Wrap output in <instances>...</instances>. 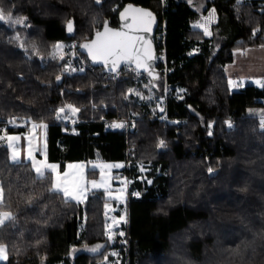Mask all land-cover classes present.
<instances>
[{"label": "trees", "instance_id": "trees-1", "mask_svg": "<svg viewBox=\"0 0 264 264\" xmlns=\"http://www.w3.org/2000/svg\"><path fill=\"white\" fill-rule=\"evenodd\" d=\"M198 1L0 0L14 17L27 18L25 25L0 21V124L13 116L43 121L49 162L62 170L70 162H122L130 192L139 193L129 194L125 234L112 244L103 190L83 203H64L48 191V180H36L29 162L14 164L0 143L3 210L15 216L0 225V243L8 246L3 264H105L112 248L121 259L115 264H264V128L258 114L248 113L264 108V88L232 90L225 72L235 50L264 45V1ZM128 3L156 12L158 33L164 25L166 73L157 68L147 80L125 74L115 82L102 67L68 73V56L51 58L53 45L89 39L106 19L118 26ZM211 8L217 22L206 37L192 20ZM17 33L29 51L19 47ZM166 84L183 93L167 98L160 118L156 104ZM137 90L154 97L140 98ZM67 104L80 109L79 121L66 123V111L57 117ZM118 117L131 120L128 132L111 127ZM128 144L136 154L130 167ZM91 175L99 169H87ZM97 244L104 247L88 250Z\"/></svg>", "mask_w": 264, "mask_h": 264}, {"label": "snow or ice", "instance_id": "snow-or-ice-1", "mask_svg": "<svg viewBox=\"0 0 264 264\" xmlns=\"http://www.w3.org/2000/svg\"><path fill=\"white\" fill-rule=\"evenodd\" d=\"M99 2V0H97ZM241 0H237V4H239ZM238 11V9H237ZM120 19L122 21H131L130 23H126L124 25L123 31L114 30L108 26V22L105 21L103 23V32L96 31L95 36L96 39L91 41L90 43H84L82 47L87 50L93 61H103L105 67H109L110 71H115L122 61L134 62L137 69H144L145 71L151 73L152 67L151 62L155 59L152 55V44L151 41H144L143 38L139 35L133 34L136 31L143 30L145 32L151 31V25L155 21V14L143 7H136L132 4H128L123 8V11L119 13ZM217 19L216 9H211L209 15L203 18V22L195 25L196 27L202 28L204 34L206 36H212L213 33L210 30V25L213 21ZM27 18L16 16L14 17L11 10H6L5 7L0 4V21H5L8 24L15 25H25ZM67 31L72 33L74 31V21H69L67 23ZM259 29H253V35ZM15 39L19 42V47L23 49L25 52L29 51L28 48L25 47L24 41L21 39L20 34L17 33ZM32 50L35 52L37 56L40 55L39 50L36 45L33 44ZM64 45L63 43H57L53 45V52L51 54L52 59L64 60ZM70 47L75 48L76 45H71ZM264 47V45H261ZM41 59H43L41 57ZM65 71H76V69H72L70 65L65 67ZM83 71V68L80 69ZM61 79L60 76H56V80L59 81ZM255 83L264 88V79H257ZM228 84L233 88H242L244 87L243 77L237 80H228ZM131 92V90H129ZM137 96L141 94L139 92L136 93ZM149 100L151 97L148 98ZM71 110L73 114H77L80 112L78 107H75L72 104H68L66 106ZM163 111V109H161ZM252 110H250L251 112ZM65 112V108L61 107L57 110V117L60 116L61 113ZM259 118H260V126L264 128V109L259 110ZM18 119L16 117L11 118L8 123H12L13 120ZM229 126H231V123ZM122 123L115 124V127H123ZM37 128H47V125L44 123H32L33 132ZM211 135V133H209ZM21 139L20 136L9 134L6 129L2 130L0 133V141H6L7 147L10 150V160L14 164H20L22 161V150L17 142ZM34 137L29 136L28 145L26 150L25 160L30 162L31 168L35 173V177L37 181H49L48 191L52 194L61 195L64 203L76 202L81 203L87 199V182L84 179V165L83 164H68V169H75V172L66 171L61 173L59 169V165L55 163H50L47 160L46 152L43 153L41 158H38L37 153L40 152V148L36 143L33 142ZM159 148H165L166 142L163 139H160L157 145ZM101 168V181L98 183L97 181H91V185L93 188H105L108 189V172L105 170H110L112 168L123 167L122 164H101L99 165ZM141 170L143 171V166H141ZM209 173L213 172L212 168L208 169ZM151 183V181H148ZM243 191V189H242ZM124 189L121 188L119 190V195L114 197L115 199L123 200L124 199ZM108 195L110 197L113 196L111 191H108ZM139 195V193H137ZM5 201V188L3 181L0 180V225H3L6 221H14L15 216L11 211L3 210V205ZM107 208L108 206L105 205ZM126 223L125 216H121L119 220L113 218V223ZM111 225L108 226V238L109 240L114 239V234L111 232ZM120 235L123 236L124 233L120 232ZM40 241H37V245H39ZM104 245L97 244L90 249L89 251L96 253ZM247 247V245H245ZM73 251H76L73 249ZM235 253L239 254V245L237 249L233 250ZM115 255V253H113ZM8 259V246L4 243H0V261H6ZM107 260V257H105Z\"/></svg>", "mask_w": 264, "mask_h": 264}, {"label": "crops", "instance_id": "crops-1", "mask_svg": "<svg viewBox=\"0 0 264 264\" xmlns=\"http://www.w3.org/2000/svg\"><path fill=\"white\" fill-rule=\"evenodd\" d=\"M198 2H202V0H199ZM201 6H202V3H201ZM211 9H213V8H211ZM211 9L206 14L201 15L198 18L193 19L192 20V26L196 29H201L203 31L202 28L196 27L195 25H198L199 23L203 22V18H205L209 15ZM216 16H217V13H216ZM216 22H217V19L215 21H213L211 23V25L209 26L211 31H212V26ZM206 37H210V36H206ZM225 72H226L228 78L232 79V80L239 81V79L241 77H243L244 86L249 84V83L256 84L255 80H257V79H264V47L258 46V47H250V48L235 50L233 52L232 60L229 61L225 65ZM242 88H235L234 90H240ZM35 122L46 124L43 121H40V122L35 121ZM47 129H48V126L46 129L45 128H37L33 132L32 124H31L28 132H17V133L10 132L9 133V134L18 135L21 137V139L17 142V144L20 146V148L22 150V161L27 162L25 160V156H26V150H27V145H28V138L30 135L34 137L33 142L36 143L38 145V147L40 148V152L37 153L38 158H41L43 156V153L46 152L47 160L49 161L48 143H47ZM0 143L7 144L6 141H2V142L0 141ZM95 162L101 163L100 160H95ZM50 163H52V162H50ZM77 163L83 164L85 166L84 167V179L86 182H88V180H87V177H88L87 176V168H88L89 162H73V163L70 162V163H67L65 165L64 170H62L60 168V166H59L58 170L61 173H64L66 171L75 172V169L70 170V169H68L67 166H68V164H77ZM119 163H122V162H119ZM55 164L59 165L58 163H55ZM109 175H113L112 180H113V183H115L114 173H110ZM88 185L89 184L87 183V187H88L87 198L90 194H92L93 191H98V190L105 191L102 188H93L92 186H88ZM83 202H81V203H83ZM0 264H3V263H0Z\"/></svg>", "mask_w": 264, "mask_h": 264}, {"label": "rangeland", "instance_id": "rangeland-1", "mask_svg": "<svg viewBox=\"0 0 264 264\" xmlns=\"http://www.w3.org/2000/svg\"><path fill=\"white\" fill-rule=\"evenodd\" d=\"M59 43H63V42H59ZM63 45L65 46L64 49H63V52H64V57H67L69 58V45L66 44V43H63ZM68 72V71H67ZM68 73H71V72H68ZM165 73V72H164ZM167 87H170L169 85H165V89ZM231 87V86H230ZM148 88V87H147ZM171 88V87H170ZM232 90H234L235 88L231 87ZM137 92H139L141 95L139 96L140 98H143L145 100H149L148 98L151 97V99L154 97L153 96V92L150 90V94L146 95L144 94L143 91H139L137 90ZM179 94H175L174 96L175 97H181L182 96V93H183V90L182 91H178ZM165 96L161 97L157 104H156V108H157V111L159 113H161L162 115L160 116V118H163L164 116V112H165V109H164V104H165ZM167 104V102H166ZM161 109H163V111H161ZM261 109H264L262 107H251L248 109V113L250 115H255V114H258L259 113V110ZM250 110H252L250 112ZM66 111V109H65ZM63 113H61L62 115ZM1 131V129H0ZM2 133V132H0ZM2 142V141H1ZM79 164V163H77ZM101 164H122L123 167H124V164L123 163H112V162H105V161H101V163H98V162H95V161H90L89 162V165H88V168L87 169H93V168H98L99 169V175H91V176H88L87 177V180H88V186H92L91 185V181L95 180L97 181L98 183L101 181V168L99 167V165ZM123 167H119V168H112L110 170H105L108 172V189L106 190L105 188H102L104 189L105 191V194L108 198H110V202L107 204V208H106V217H107V236H108V232H109V228L108 226L111 225V232L114 234V239L110 240L111 243L113 244L116 236L118 234H120V232H124L122 226L126 225L127 222H128V211H127V207H126V202H127V199H128V196L129 194H131L130 190V184H131V180L130 178H126L125 175H123L121 173V169ZM110 173H114V179H115V183H113V180H112V177L113 175H109ZM110 179V180H109ZM123 188L124 189V199L123 200H119V199H115L114 197H116L117 195H119V190ZM108 191H111L113 193V196L110 197L108 195ZM121 216H125L126 218V223H123V222H120V223H113V218H116V220H119V218ZM113 253H115V255H113ZM109 255L111 256L107 258L105 264H115L117 262H119L121 259L119 257V254H118V251L115 249V248H112L110 251H109ZM8 259L6 261H0V263H5L7 262Z\"/></svg>", "mask_w": 264, "mask_h": 264}, {"label": "built area", "instance_id": "built-area-1", "mask_svg": "<svg viewBox=\"0 0 264 264\" xmlns=\"http://www.w3.org/2000/svg\"><path fill=\"white\" fill-rule=\"evenodd\" d=\"M164 26V25H163ZM162 26L161 31L157 34L158 40L163 41L164 40V34H165V30L164 27ZM71 45H76L75 48L70 47ZM69 58L67 61V65H70L72 69H76V71L79 72H87V71H93V65L90 64L88 58L82 53L81 51V42H79L78 40H74L69 44ZM66 65V66H67ZM83 68V71H80V69ZM159 68L160 70L164 71L166 73L167 71V53L166 50L164 48L160 49V52L156 58V68ZM68 72H72V71H68ZM130 75L133 80H135L136 82L142 81V80H147L149 78V75L139 71L137 68H135L134 66L131 65H125L119 72L117 73H108L105 78L107 79H111L112 81L117 82L123 75ZM178 94L177 91H175L172 88L167 87L165 89V98L167 100L168 97H173L175 94ZM166 100H165V104H164V108L166 107ZM68 105V104H67ZM66 105V106H67ZM18 118L17 116H13ZM11 117V118H13ZM10 118V119H11ZM8 119V121L10 120ZM8 121L4 122L3 124H0V129L2 132V130L4 129H8L9 126L12 125H24V124H32L33 120H27V119H15L12 121V123H8ZM79 121L78 118V113L77 114H73L71 112L70 109H68L66 107V115H65V122L66 123H74ZM117 123H122L124 126L123 127H115V124ZM131 120L128 118H116L112 123H111V127L113 129H121V130H125L126 132H128L130 130V126H131ZM134 156V152L132 150V147H128V151H127V157L128 160L126 161V165L129 166L128 164H130L131 158ZM126 178H129L128 175H125ZM133 193V195H137L136 191L131 192Z\"/></svg>", "mask_w": 264, "mask_h": 264}, {"label": "water", "instance_id": "water-1", "mask_svg": "<svg viewBox=\"0 0 264 264\" xmlns=\"http://www.w3.org/2000/svg\"><path fill=\"white\" fill-rule=\"evenodd\" d=\"M128 4H132L133 6H136V7H143V8H145V9H148V10L152 11V12L155 14V21H154V23L151 25V31H150V32H145V31H143V30H139V31H136V32L133 33V34H135V35H139V36H141V37L143 38L144 41H151V44H152V55H153L154 58H155V59L151 62L152 72L149 73V72L145 71L144 69H138V70L141 71V72H143V73H145V74H147V75H149V76H153V74L155 73V68H156V58H157L156 34H157V31H158V28H159V25H160V18H159V16L157 15L156 12H154L153 10H151V9L148 8V7H145V6H142V5H138V4H133V3H128ZM128 4H126L125 6H123V8L126 7ZM123 8L119 11V13H120L121 11H123ZM119 13H118V19H119V25H118V26H113V25H111V23L109 22L108 19H106L105 21L108 22V26H109L111 29H114V30H121V31H123V30H125V29H124V25H125L126 23H130L131 21H130V20H129V21H122V20L120 19V15H119ZM97 31L103 32V26H102L100 29H98ZM95 33H96V31L94 32V34H93V36H92L91 38L86 39V40H84V41L81 42V51H82V53L88 58V60H89V62H90L91 65H93V66H95V67H102L103 70H104L106 73H111V74L119 72V71H120L125 65H131V66H134V67L136 68L134 62H129V61H126V60H125V61H122V62L120 63L119 67H118L115 71H110V70H109L110 65H109V67H105L103 61H93V60L91 59L90 55L88 54L87 50L84 49V48L82 47V45H83L84 43H90L91 41L95 40V39H96ZM70 34H71V33H70Z\"/></svg>", "mask_w": 264, "mask_h": 264}, {"label": "bare ground", "instance_id": "bare-ground-1", "mask_svg": "<svg viewBox=\"0 0 264 264\" xmlns=\"http://www.w3.org/2000/svg\"><path fill=\"white\" fill-rule=\"evenodd\" d=\"M159 27H160V25H159ZM158 29H159V28H158ZM157 34H158V31H157ZM157 34H156V46H157V56H158V54H159V52H160V49L164 48L165 36H164V40L159 42L158 37H157ZM160 43H162L163 46H160V45H159ZM164 49H165V48H164ZM165 50H166V49H165ZM161 71H162V70H161ZM163 72H164V71H163ZM169 88H170V87H169ZM120 118H122V117H120ZM128 147H132V150H133V152H134V147H133L132 144H128V146H127V151H128ZM126 156H127V154H126ZM135 156H136V154H135V152H134V156L131 158L130 164H128L129 167L132 165V161L134 160ZM127 160H128V157H127Z\"/></svg>", "mask_w": 264, "mask_h": 264}]
</instances>
